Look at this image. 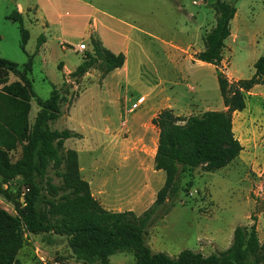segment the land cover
Wrapping results in <instances>:
<instances>
[{
	"label": "rangeland",
	"instance_id": "1",
	"mask_svg": "<svg viewBox=\"0 0 264 264\" xmlns=\"http://www.w3.org/2000/svg\"><path fill=\"white\" fill-rule=\"evenodd\" d=\"M216 1L0 0V57L23 68L29 56H33L29 78L36 97L31 102L30 124H34L40 111L38 99L48 100L56 88L61 97V116L50 122L49 127L55 131L68 129L84 132L81 138L68 140L65 150H80V165L89 167L96 154L83 153L88 149L90 138L95 135L94 130L87 126L102 127L106 112L114 116V123L120 124L121 105H117L119 100L116 99L119 96L123 102L127 99L129 107H137L143 98H147L144 105L150 104V92L160 78L171 81L166 87L169 96L177 92L176 98L188 103L183 118L191 113L200 115L224 108L216 68L194 62L195 54L204 50V37L216 25V14L212 8ZM221 1L232 2L236 8L231 22V36L225 42L222 67L230 81L250 79L255 72L253 58L256 48L263 53L264 0ZM33 3L39 5L35 18L40 21L36 22L33 16L26 18L24 25L30 39L24 53L20 46L19 23L8 18L17 11V5L27 7ZM92 6L100 12L93 10ZM74 14L79 19L74 20L76 23L68 17ZM59 15H63L61 24ZM44 16L52 23H49L52 35L60 38L52 40L53 47L46 59L41 52L38 53L39 39H44L39 23ZM92 18L98 19L101 33L107 35L109 46L103 47L113 53H118L122 47L127 50V72L122 71L120 82L114 79V74L103 82L106 76L97 66H93L84 76L74 75L86 53L93 50L92 38L81 35ZM79 43H90L86 52L78 53ZM65 64L68 69H65ZM171 66L176 67V71L169 70ZM16 80L11 74L10 83ZM103 90L108 97L102 94ZM248 94L246 101L250 98ZM81 96L74 114H71L74 103ZM141 109L136 108L137 113ZM250 124L246 126L244 123L243 129L247 128L251 137L257 139L244 149L241 157L214 173H206L199 168L191 176L185 177L183 185L191 183L189 196L181 193L178 198L169 200L166 207L173 205L168 214L161 216L149 229L148 243L154 253H165L172 258H177L184 250L200 253L204 257L219 254L232 246L238 227L250 228L253 224H256L261 245H264V136L260 133L261 127H256V122ZM237 135L240 136L239 131ZM135 139L133 136L130 141L136 143ZM21 155V147L9 152L12 163L17 162ZM100 155L103 161L110 156L105 150ZM150 164L146 163L145 168H149ZM133 167H136L135 163ZM56 172L62 170L50 166L47 173L38 179L41 197L37 199V205H41L44 197L51 198L47 192L48 183L62 186V179ZM160 175L162 181L156 184L157 191L165 183V173L160 171ZM158 181L160 179L156 178L155 183ZM29 192L21 177L9 181L0 178V207L16 215L14 211L24 208ZM64 193V190L59 191V195ZM28 238V243L19 254L21 264H84L76 259L67 237L51 233L29 235ZM110 264H136V259L131 253H116L110 257Z\"/></svg>",
	"mask_w": 264,
	"mask_h": 264
},
{
	"label": "trees",
	"instance_id": "2",
	"mask_svg": "<svg viewBox=\"0 0 264 264\" xmlns=\"http://www.w3.org/2000/svg\"><path fill=\"white\" fill-rule=\"evenodd\" d=\"M216 25L204 37V50L194 58L213 65L226 111H206L187 118L177 116L172 109L162 110L153 124L159 131L155 169L165 172L163 188L154 205L141 216L132 212L114 213L105 210L91 193L89 183L80 171L76 150H65L69 139L81 138L72 130H51L49 123L61 116V97L54 88L51 97L38 99L40 111L30 124L31 102L35 98L29 73L33 56L21 68L17 63L0 57V178L9 181L23 179L30 190L24 208L12 215L0 207V264H21L19 254L28 243L29 235L55 234L68 238L76 259L84 264H110L116 253H131L136 264H264V245H261L256 224L238 227L232 246L204 257L191 250L182 251L177 258L154 253L148 243L149 229L161 216L167 215L166 203L181 193L189 196L191 183L183 185L185 177L201 168L214 173L239 158L243 147L233 130V115L246 108V95L264 84V51L254 64L255 74L247 80H229L222 67L226 47L231 36V22L235 17L234 3L218 0L212 4ZM19 23L21 49L25 53L30 39L24 19L17 11L9 18ZM43 39H39L38 49ZM92 52L86 53L74 75L84 76L97 66L104 76L123 68L126 57L115 54L95 40ZM18 80L9 81L10 75ZM21 147V158L12 163L9 152ZM61 169L56 175L62 186L48 183L49 197H41L38 179L48 168ZM65 193L59 195V191ZM159 211V212H158Z\"/></svg>",
	"mask_w": 264,
	"mask_h": 264
},
{
	"label": "crops",
	"instance_id": "3",
	"mask_svg": "<svg viewBox=\"0 0 264 264\" xmlns=\"http://www.w3.org/2000/svg\"><path fill=\"white\" fill-rule=\"evenodd\" d=\"M46 2H51V0H46ZM38 8L39 5L36 3L29 4L27 7L22 5H17L16 7L17 12L23 17L24 22L26 18H29V16H33V19L36 22L40 21L39 18H35V12L39 10ZM92 9L100 12L98 9L93 8V6ZM102 15H105V13H102ZM62 16L63 15L58 16L60 22L59 24H61ZM68 17L72 19L74 23H76L74 20H79L76 18L75 14ZM80 17L81 16L79 15L78 18ZM89 18L91 17H88V19ZM42 20L43 21H41L39 25L42 27L44 39L42 41V45L38 49V53L41 52V55H44V58L46 59L47 53L49 52L50 48L53 47L52 40H60V38L52 35V31L50 29L51 26L49 24L51 22L48 20V18L44 16ZM103 27L108 30V27ZM62 31L65 32V30ZM81 35L95 39L102 45L109 46L107 43V35L105 33H101L97 18H92V21H89L86 24V27L82 31ZM80 44L81 43H79V45ZM89 44L90 43L86 45ZM262 48L264 51V41L262 43ZM62 49L65 50L64 47H62ZM259 49L257 50L256 48L254 52L253 64H255L263 55ZM112 50L115 51L114 49ZM119 52L125 55L127 50L122 47ZM194 62H198L203 65V63L200 61L194 60ZM127 63L128 61L126 58L123 68L117 69L111 74L107 75L103 82H106L113 74L114 79L119 80L120 82L122 78V71L125 73L127 72ZM68 68V65L65 64V69ZM169 70L176 71V67L171 66ZM236 80L240 79L237 78ZM168 84H171V81L160 78V81L150 92V104L147 105H144L147 102V98L140 99V106L138 105L137 107H129L127 99H125V102H123L120 96L118 98L116 97V100H119V103L116 101L117 105H121L119 110L121 113L120 124L114 123V116H110L108 115V112H106L103 114L105 117L102 116V123H104L102 124V127H99L98 125L90 127L87 126V128L94 130L95 135H92L90 138L88 149L82 152L95 153L96 156L94 157V161L91 166L85 168L80 165L79 159L80 171L83 179L86 180L90 185L92 196L97 201H99L102 207L107 211L114 213L132 212L136 216H141L156 202L157 194L160 191H157L156 184L160 183L162 178L160 171L155 169V157L159 143V131L153 124V119L156 118L162 110L167 108L172 109L174 113L180 117H182V115L188 110L186 106L188 103L180 101L178 98H176L178 96L177 92L174 93L173 96L168 95L166 88ZM102 94L105 97H108L105 90H103ZM248 96L250 98L246 101V108L242 112H235L233 115V130L236 138L240 141L243 147L241 154L245 152V148L251 144L253 145L255 143V139H257L251 137V134L248 132L247 128L243 129L244 123L246 126H248L250 123L253 125V122H256L258 124L256 127H261L262 132L260 133L264 136V84L254 87L252 91L249 92ZM82 97L83 96H81V98L74 103L71 114H74V110H76V106ZM141 107L142 109L139 113H137L136 108L139 110ZM106 108H109V106ZM226 110L227 108L224 106L221 111ZM192 114L193 113L187 117L192 116ZM117 115H119V113H117ZM131 115L133 116L129 118ZM82 125L84 126V124ZM253 130L254 128L251 129V131ZM238 131L240 134L239 137L237 135ZM75 132L79 133L80 135H84V132L82 131ZM126 135H128V137H126ZM133 136L136 138V143H132L133 141H130ZM131 143L133 146H131ZM103 145L105 146L104 148H102ZM102 150L109 152L110 155L105 161H103L100 155ZM76 151L79 156V152L81 151L77 149ZM241 154L239 157H241ZM148 162L151 164L149 165V168H145L146 163ZM134 163L136 164V167H133ZM156 178L160 179V181L155 183ZM135 185L136 187L133 190Z\"/></svg>",
	"mask_w": 264,
	"mask_h": 264
},
{
	"label": "built area",
	"instance_id": "4",
	"mask_svg": "<svg viewBox=\"0 0 264 264\" xmlns=\"http://www.w3.org/2000/svg\"><path fill=\"white\" fill-rule=\"evenodd\" d=\"M77 51L78 53H84L87 51V45L84 43H81L80 45H78L77 47ZM16 213V211H14ZM38 256H39V249H38Z\"/></svg>",
	"mask_w": 264,
	"mask_h": 264
}]
</instances>
